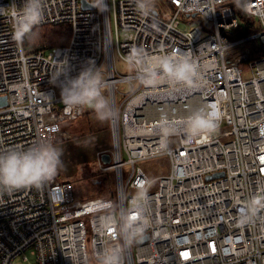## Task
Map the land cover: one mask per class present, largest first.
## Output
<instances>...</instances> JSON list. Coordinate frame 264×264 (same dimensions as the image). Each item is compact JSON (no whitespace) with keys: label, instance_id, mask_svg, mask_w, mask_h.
<instances>
[{"label":"built area","instance_id":"2783aa9c","mask_svg":"<svg viewBox=\"0 0 264 264\" xmlns=\"http://www.w3.org/2000/svg\"><path fill=\"white\" fill-rule=\"evenodd\" d=\"M88 1L96 7L42 0L34 27L69 22L71 36L65 45L29 51V34L17 38L10 11L24 0H0V96L8 98L0 107V154L64 137L63 122L88 108L67 111L61 86L94 63L114 110L107 168L117 189L112 197L80 199L56 173L40 186L0 191V264L29 261V253L32 264H101L106 249L120 250L119 264H264V208L255 223L241 221L251 198L264 197V55L248 47L264 48V0H239L257 28L246 34L234 0H166L169 11L148 1L143 11L137 0ZM182 13L202 22L183 29ZM133 48L141 55L130 63ZM173 53L195 61L192 86L138 79ZM117 54L133 72H119ZM209 107L218 113L217 129L189 137L186 119ZM150 159L167 160L168 171L150 176L138 164ZM122 216L135 225L146 220L150 238L126 242Z\"/></svg>","mask_w":264,"mask_h":264},{"label":"clouds","instance_id":"9594fccd","mask_svg":"<svg viewBox=\"0 0 264 264\" xmlns=\"http://www.w3.org/2000/svg\"><path fill=\"white\" fill-rule=\"evenodd\" d=\"M137 7L143 11L147 0H137ZM15 17V34L23 39L32 32L34 26L42 21V0H24L22 8L17 12L11 9ZM141 55V50L133 48L129 54V62L134 63ZM198 67L190 54L173 53L158 57L147 68L141 69L137 77L141 82L157 83L166 78L174 84L192 86ZM103 74L94 63L83 68L74 78H69L61 86V98L67 111L89 108L95 112L96 118L104 121L113 114L109 97L105 95ZM219 116L211 107L197 109L185 121V132L189 137L203 133H212L218 127ZM171 131V130H169ZM61 150L51 143H38L23 151L12 150L0 154V191H12L29 186H40L56 174L62 167ZM143 204H137L142 210ZM264 208V197L253 196L246 209L242 210V223H255L257 212ZM121 233L126 242L131 243L143 235L147 227L145 220L141 225L122 216ZM120 250L106 249L101 264H119Z\"/></svg>","mask_w":264,"mask_h":264},{"label":"rangeland","instance_id":"374dc122","mask_svg":"<svg viewBox=\"0 0 264 264\" xmlns=\"http://www.w3.org/2000/svg\"><path fill=\"white\" fill-rule=\"evenodd\" d=\"M157 9L170 10L171 5L166 0H147ZM239 3V1H237ZM173 15V13H172ZM202 16L190 18L182 13L179 16L181 28L192 29L202 22ZM251 46V45H250ZM248 46V47H250ZM247 48V46H244ZM244 48L241 49L243 52ZM241 54V53H239ZM116 65L121 73L133 72L132 67L124 62L118 54ZM121 89H130V84H121ZM64 137L60 136L55 142L61 150L62 167L56 172L61 180H70L75 186V195L80 199L96 196L112 197L117 189L114 169L107 168L109 164L102 161L103 153H110L113 149V134L110 118L100 121L91 109H87L83 116L63 122ZM126 159V155L124 154ZM152 177L165 173L169 169L167 160L150 159L138 162ZM129 166H125L128 169ZM30 260L24 261L20 257L14 264H32L35 256L29 253Z\"/></svg>","mask_w":264,"mask_h":264},{"label":"trees","instance_id":"16d2710c","mask_svg":"<svg viewBox=\"0 0 264 264\" xmlns=\"http://www.w3.org/2000/svg\"><path fill=\"white\" fill-rule=\"evenodd\" d=\"M234 1V8L241 18L242 26L245 27L242 33L246 34L255 31L257 28L254 19L244 12L243 5L240 2H237L239 0ZM71 30L72 27L69 22H64L58 25L47 24L37 26L34 27L32 32L25 38V44L29 51L49 50L55 46L67 44L71 36ZM250 45L254 56L264 55V48L257 46L256 42L250 43Z\"/></svg>","mask_w":264,"mask_h":264},{"label":"water","instance_id":"95a60500","mask_svg":"<svg viewBox=\"0 0 264 264\" xmlns=\"http://www.w3.org/2000/svg\"><path fill=\"white\" fill-rule=\"evenodd\" d=\"M81 4H82V7L83 8H95L96 7V5L94 4V3H91V2H89L88 0H81ZM189 16V15H188ZM191 16H193V17H195L196 16V13H193ZM7 102H8V98H7V96L6 95H4V96H0V107L1 106H4V105H6L7 104ZM102 161L104 162V163H106V164H111V162H112V154H110V153H103L102 154ZM224 172H216L215 174H213V175H209L208 176V179H210V178H212V177H217V176H220V175H222ZM150 238V235L148 234V233H146V234H144V235H142L141 237H139L138 239H137V242H143V241H146V240H148Z\"/></svg>","mask_w":264,"mask_h":264},{"label":"snow or ice","instance_id":"6c2138e0","mask_svg":"<svg viewBox=\"0 0 264 264\" xmlns=\"http://www.w3.org/2000/svg\"><path fill=\"white\" fill-rule=\"evenodd\" d=\"M262 159H264V157H262ZM133 218H135V217H133Z\"/></svg>","mask_w":264,"mask_h":264},{"label":"crops","instance_id":"0c3cea01","mask_svg":"<svg viewBox=\"0 0 264 264\" xmlns=\"http://www.w3.org/2000/svg\"><path fill=\"white\" fill-rule=\"evenodd\" d=\"M62 126H63V124H62Z\"/></svg>","mask_w":264,"mask_h":264}]
</instances>
